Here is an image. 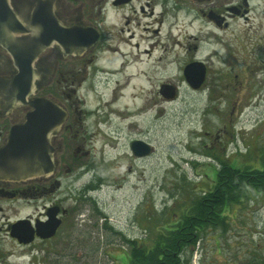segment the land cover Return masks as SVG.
Wrapping results in <instances>:
<instances>
[{"label": "rangeland", "instance_id": "1", "mask_svg": "<svg viewBox=\"0 0 264 264\" xmlns=\"http://www.w3.org/2000/svg\"><path fill=\"white\" fill-rule=\"evenodd\" d=\"M168 1L164 8L161 0H152L155 15L141 20L150 29L143 35L135 31L141 48L153 44L147 54H131L128 67L137 75L131 84L140 87L141 98L128 96L126 88L122 95L116 85L123 78L107 73L116 56L99 61L105 66L79 92L81 122L68 133L61 174L66 195L81 199L65 203L78 210L60 233L59 244L66 245L60 264H130L124 239L151 243L158 227L179 218L193 198L214 187L220 158L234 166L264 165V89L262 95L238 94L230 80L239 69L237 32L252 23L236 19L220 31L178 9L176 0ZM251 22L253 30L259 26ZM193 59L208 66L206 85L197 89L182 72ZM164 83L176 89L171 97L160 92ZM109 97L119 109L145 106L137 128L129 126L131 119H112L106 107L94 114ZM134 139L150 143L151 151L135 156ZM227 208L222 228L208 229L196 250L186 252L191 264L261 261L256 254L264 249V196Z\"/></svg>", "mask_w": 264, "mask_h": 264}, {"label": "flooded vegetation", "instance_id": "2", "mask_svg": "<svg viewBox=\"0 0 264 264\" xmlns=\"http://www.w3.org/2000/svg\"><path fill=\"white\" fill-rule=\"evenodd\" d=\"M151 3L152 0H0V35L17 34L18 19L30 20L23 33L28 39L24 83L18 80L23 66L20 68L16 49L0 41V147L8 140L12 127L23 122L28 111L34 108L30 101L49 98L67 113L60 131L52 139L56 159L54 172L22 180L0 179V264H60L62 250L66 247L59 244L60 233L68 221L74 220L78 210L65 203L67 199L75 202L81 199L77 194L66 195L65 178L61 174L65 168L63 158L68 147V133L73 131L74 123L81 122L82 112L77 105L79 92L89 76L105 66L99 61L106 56L117 57L112 69L125 68L118 77L133 76L128 73L132 56L147 54L153 48V44L141 48L135 32L141 30L140 35H143L150 29L141 20L155 15L156 5ZM161 3L164 8L169 5L168 0H161ZM174 4L191 16L196 13L220 31L226 30L236 19L247 26L252 23L247 29L239 26L236 37L239 69L230 80L232 85L235 81L234 89L238 94L259 92L262 95L264 0H176ZM251 20L259 21L254 30ZM36 26L41 27L43 34L35 29ZM52 30L58 38L51 39ZM152 30L157 32V29ZM207 78L208 66L202 85H206ZM175 90L173 85L164 83L160 92ZM258 99H261L259 95ZM50 222L58 223L55 232L47 235L45 229ZM124 241L129 242V239ZM139 243L143 242L139 240ZM259 253L261 256H256L261 258L260 262L254 257L247 264H264V249Z\"/></svg>", "mask_w": 264, "mask_h": 264}, {"label": "trees", "instance_id": "3", "mask_svg": "<svg viewBox=\"0 0 264 264\" xmlns=\"http://www.w3.org/2000/svg\"><path fill=\"white\" fill-rule=\"evenodd\" d=\"M217 166L214 187L193 198L179 218L158 227L151 243L130 242V264H191L186 252L196 250L208 229L222 228L227 207L264 196V167L234 166L223 158Z\"/></svg>", "mask_w": 264, "mask_h": 264}, {"label": "water", "instance_id": "4", "mask_svg": "<svg viewBox=\"0 0 264 264\" xmlns=\"http://www.w3.org/2000/svg\"><path fill=\"white\" fill-rule=\"evenodd\" d=\"M51 21L53 20L51 19ZM29 23V19L19 18L17 34L0 35V41L6 47L12 45L18 53L17 59H19L20 68L23 66L19 73L20 84L27 74L26 46L28 39L22 34L27 31L26 26ZM35 29H40L43 34L40 26H36ZM50 36L51 39L52 37L58 38L53 30ZM184 73L192 86L199 87L205 78L206 68L201 63L193 62L186 65ZM163 94L167 97L173 95L172 91H163ZM19 99L21 101L22 97L20 96ZM30 103L34 105V108L30 112L28 111L23 122L12 127L8 140L0 147V179L22 180L34 175L54 172L56 159L52 139L58 134L66 119V110L49 98H37ZM150 147L148 142L140 139L133 140L131 143V149L138 156L148 154L151 151ZM57 223L50 222L46 225L47 235L55 232Z\"/></svg>", "mask_w": 264, "mask_h": 264}, {"label": "bare ground", "instance_id": "5", "mask_svg": "<svg viewBox=\"0 0 264 264\" xmlns=\"http://www.w3.org/2000/svg\"><path fill=\"white\" fill-rule=\"evenodd\" d=\"M130 66V64H129ZM131 67V66H130ZM125 68H121L119 70H115V69H111L108 70L107 73H109L111 76H116V75H120L123 74V70ZM101 72H103L101 70ZM137 75L135 76H123V79L121 82H118L116 86H118L121 90L119 91L121 94L122 89L126 88V91L128 93V96H134L136 97V99H140L142 95V92H140V87L138 88V86L131 84V81L133 79H135ZM137 88L136 91H134ZM124 95V94H122ZM113 102V97H109V98H105L101 101L100 104H98L97 107H94V114H96L99 110V108H109L107 110V112L110 113V117H112V119L115 120H124V119H131V123H129V126L131 125H135L136 128L138 127V123H140V116H142L143 112H145V106H139L136 108H126V109H119L117 107H115V105H112L110 103ZM154 109L156 108V105H153ZM141 130V129H140Z\"/></svg>", "mask_w": 264, "mask_h": 264}]
</instances>
